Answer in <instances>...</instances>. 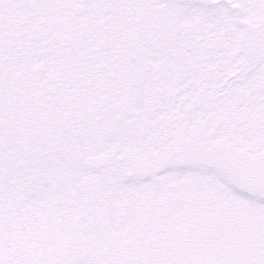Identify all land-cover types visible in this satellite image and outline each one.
Returning a JSON list of instances; mask_svg holds the SVG:
<instances>
[{
  "label": "snow or ice",
  "instance_id": "snow-or-ice-1",
  "mask_svg": "<svg viewBox=\"0 0 264 264\" xmlns=\"http://www.w3.org/2000/svg\"><path fill=\"white\" fill-rule=\"evenodd\" d=\"M0 264H264V0H0Z\"/></svg>",
  "mask_w": 264,
  "mask_h": 264
}]
</instances>
